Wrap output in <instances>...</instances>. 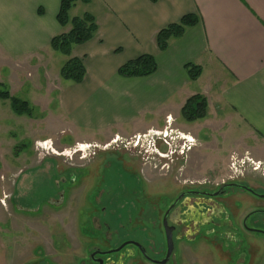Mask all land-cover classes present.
Segmentation results:
<instances>
[{"label":"rangeland","instance_id":"obj_1","mask_svg":"<svg viewBox=\"0 0 264 264\" xmlns=\"http://www.w3.org/2000/svg\"><path fill=\"white\" fill-rule=\"evenodd\" d=\"M80 12L78 7L70 16L80 15ZM67 60L66 55L51 47L22 57H10L0 49L1 88L28 101L33 108L31 114L18 115L10 100L0 98V256H6L7 264H79L81 258H87L86 249L92 244L87 239L94 236L103 239L102 247L139 235L151 247L164 245L165 236L158 225L146 218L155 212L143 185L152 189L149 191L165 186L168 166L163 167L164 159L153 160L154 155L144 156L138 148L122 144L131 140L134 132L121 136L118 143H111L109 138L98 141L91 136L72 134L65 126L67 121L59 105V87L62 89L67 82L71 83L61 76V68ZM211 112L213 114L214 110ZM227 113L219 115L218 122L212 120L213 124L199 121L190 125L193 129L187 130L186 137L193 138L196 146L191 153L187 152L185 163L182 162L184 166H189V157L196 155L202 159L199 169L202 175L214 174L210 168H216L225 177L229 170L234 172L230 168L231 155L237 154L238 158L250 155L259 160L254 157L256 142L247 134V128H221ZM158 115L144 113L142 119L165 127L167 118L163 121V115ZM186 122L181 117L177 123L173 119L168 126L177 129L181 124H188ZM148 130L143 129L141 133ZM46 139H50L46 145L58 151L73 147L77 142L97 141L101 147L87 160L79 158L78 153L73 160H68L69 157L54 150L37 149V141ZM104 144H108L105 149ZM242 162L237 161L238 171L243 165L253 171L250 161ZM131 163L139 167L136 172L131 171ZM183 165H179L181 169L175 175L180 180L185 177ZM253 173L254 180L264 184V168ZM129 216L133 217L132 221ZM137 216L144 218L141 224ZM189 227L188 234H193L195 226ZM108 230L112 237L105 243ZM212 242L215 244L206 243V246L201 242L202 256L184 247V252L176 258L180 259V264H225L229 252L221 257L218 242ZM222 243L234 249L235 257L240 252L246 253V261L238 258L232 263L264 264V241L251 242L249 249L243 239ZM125 264L133 263L128 259Z\"/></svg>","mask_w":264,"mask_h":264},{"label":"crops","instance_id":"obj_2","mask_svg":"<svg viewBox=\"0 0 264 264\" xmlns=\"http://www.w3.org/2000/svg\"><path fill=\"white\" fill-rule=\"evenodd\" d=\"M60 4L0 0V49L10 57L49 50L51 39L67 30L57 19ZM78 7L80 15L74 16L90 13L99 28L73 48L86 68L82 82L67 80L71 83L59 87V105L72 134L102 141L164 129L142 119L144 113L161 114L163 121L171 115L177 123L187 99L200 94L208 103L206 117L176 128L187 134L191 124L218 122L228 112L221 128H247L256 142L254 157L264 160V0H91L78 1L70 12ZM188 14L198 23L161 51L159 30ZM143 54L155 58L153 74H118L120 66ZM188 63L201 66L198 78H190ZM188 160L187 169L199 171L201 157ZM0 264H7L6 256H0Z\"/></svg>","mask_w":264,"mask_h":264},{"label":"flooded vegetation","instance_id":"obj_3","mask_svg":"<svg viewBox=\"0 0 264 264\" xmlns=\"http://www.w3.org/2000/svg\"><path fill=\"white\" fill-rule=\"evenodd\" d=\"M190 139L193 140V138ZM245 158L244 155L239 158L240 164H243L242 160ZM184 160H180L179 157L171 160L165 186L149 191L152 189L148 190V185L145 183L143 185L150 195L149 201L155 212V215L150 218L146 216V218L158 225L165 236L164 245L151 247L139 235L131 240L126 239L120 244L114 242L113 246L109 244V247H102L100 241L103 239L94 236L87 239L92 244L86 249L87 258H81L79 264H125L128 259L133 264H180V259L176 256L178 254L180 257L184 247L189 252H197L200 255L203 251L201 242H204L205 246L206 243L214 245L213 240L218 242L221 257L224 258V254L229 252V260L225 264H234L238 258L246 261V253L240 252L235 257L232 254L234 249L226 248L228 246L222 242L243 239L248 242L249 249L251 242L264 241V184L254 180V173L248 166L243 165L239 171L238 169L233 170L234 172L229 170V173L226 172L225 177H222L223 172H217L216 168H210L214 174L209 175L204 173L202 175L198 170L187 169L186 165L182 164V162L185 163ZM178 164L185 167L182 169L185 175L183 180L175 176L181 169ZM162 165L163 167L166 165L165 161ZM129 166L133 172L139 168L132 163ZM151 197L155 200L150 199ZM128 218L130 221L133 219L132 216ZM143 219V217L140 219V224ZM95 220L97 222V218ZM165 225L172 229L173 250L169 257ZM190 225L195 226L193 234L191 232L188 234ZM206 226L208 228L203 231ZM111 233L110 230L106 232L103 242L109 243Z\"/></svg>","mask_w":264,"mask_h":264},{"label":"trees","instance_id":"obj_4","mask_svg":"<svg viewBox=\"0 0 264 264\" xmlns=\"http://www.w3.org/2000/svg\"><path fill=\"white\" fill-rule=\"evenodd\" d=\"M78 1L90 2L91 0H61L60 10L57 19L63 28H67L64 32L54 36L50 41V47L68 57V60L61 68V76L75 83H80L86 75V68L81 59L72 55L73 48L76 45L91 40L98 31V23L95 17L90 13L82 16H70V10ZM153 3L159 0H151ZM42 12V10H40ZM198 23L196 15L188 14L183 16L180 21L172 23L157 33L156 40L161 51L168 48L173 38L181 37L188 28ZM186 69L191 79L198 78L202 73L199 65L188 63ZM157 69V63L150 54H143L140 57L130 60L119 67L118 74L121 77H143L153 74ZM0 98L10 100L13 110L18 115L31 114L33 108L26 100L11 95L9 90L1 88ZM207 100L200 94H196L187 99L182 108V116L188 122H194L204 119L207 115Z\"/></svg>","mask_w":264,"mask_h":264},{"label":"built area","instance_id":"obj_5","mask_svg":"<svg viewBox=\"0 0 264 264\" xmlns=\"http://www.w3.org/2000/svg\"><path fill=\"white\" fill-rule=\"evenodd\" d=\"M171 121V117L169 116L167 119V122L169 123ZM171 131H174V138L177 139H182V144H181V152L184 153L185 150L189 149L191 147L190 143H188L186 138V135H184L183 133L179 132L178 130H173L170 129ZM162 131L159 130H155V129H150L148 130L146 133H138V134H134L133 137L131 138V140H127L122 142V144L125 145H132L135 148L139 149V152L141 154H144L143 152V143H147L150 144L151 146H155V140L158 137V135L161 133ZM119 141H121V137L117 136L115 138H113L110 142L111 143H118ZM168 144H170L168 141H166ZM106 145L108 144H104L103 148L105 149ZM94 146H100L99 144L96 143H76L73 147H69L67 149H64L63 151H58L57 153L59 155H62L64 157H69L68 160H73V158L75 157V154L79 153V158H85L88 154L94 153V150H91ZM37 149H40L42 151H48L49 147L46 145V141L45 142H37ZM245 161H250V163L252 164V169L253 171H258L260 170V168H264V161L261 160H255L254 158L250 157V155H245ZM237 161L239 162V158L237 156V154H233L231 155V163H230V168L231 169H236V164ZM245 163V162H244ZM264 174V173H263Z\"/></svg>","mask_w":264,"mask_h":264},{"label":"water","instance_id":"obj_6","mask_svg":"<svg viewBox=\"0 0 264 264\" xmlns=\"http://www.w3.org/2000/svg\"><path fill=\"white\" fill-rule=\"evenodd\" d=\"M166 229V235H167V242H168V257L171 254L173 250V238H172V229L168 228L167 225H165Z\"/></svg>","mask_w":264,"mask_h":264},{"label":"bare ground","instance_id":"obj_7","mask_svg":"<svg viewBox=\"0 0 264 264\" xmlns=\"http://www.w3.org/2000/svg\"><path fill=\"white\" fill-rule=\"evenodd\" d=\"M188 138L190 139L191 137L189 136Z\"/></svg>","mask_w":264,"mask_h":264}]
</instances>
